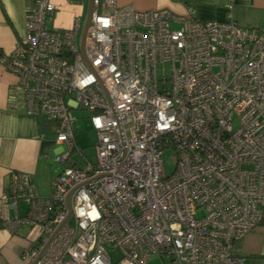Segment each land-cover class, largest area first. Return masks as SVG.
I'll use <instances>...</instances> for the list:
<instances>
[{
    "label": "built area",
    "instance_id": "obj_1",
    "mask_svg": "<svg viewBox=\"0 0 264 264\" xmlns=\"http://www.w3.org/2000/svg\"><path fill=\"white\" fill-rule=\"evenodd\" d=\"M55 10L36 0L0 49L16 107L52 123L65 163L49 195L19 170L0 193V224L35 230L29 264H243L233 244L264 213V27L93 0L82 48L81 20L57 29ZM73 109L89 111L94 159L69 160Z\"/></svg>",
    "mask_w": 264,
    "mask_h": 264
},
{
    "label": "crops",
    "instance_id": "obj_2",
    "mask_svg": "<svg viewBox=\"0 0 264 264\" xmlns=\"http://www.w3.org/2000/svg\"><path fill=\"white\" fill-rule=\"evenodd\" d=\"M51 1L56 5L51 24L68 27H73L76 18L82 24L92 4V0ZM117 2L141 10L169 8L178 14L192 8L199 19L224 21L233 18L244 27H264V0H233L232 7L228 6L229 0ZM35 6L36 0H0L1 50L8 53L13 51L16 42L26 32V13ZM18 80V75L0 62V193L10 185L11 172L19 170L29 173L38 193L45 195L41 193L45 190V182L52 186V180L58 174L45 171V157L53 148L57 152L60 144L56 142L54 133L49 132V128L53 127L51 122L41 115L28 113L23 106L16 107L15 104L22 100L15 93ZM43 133L47 134L46 137L42 136ZM24 209L20 210L21 213ZM34 234L35 230L28 226H19L12 231L0 224V264H29L24 250ZM233 250L244 258L243 264H264V213L253 230L234 242Z\"/></svg>",
    "mask_w": 264,
    "mask_h": 264
},
{
    "label": "rangeland",
    "instance_id": "obj_3",
    "mask_svg": "<svg viewBox=\"0 0 264 264\" xmlns=\"http://www.w3.org/2000/svg\"><path fill=\"white\" fill-rule=\"evenodd\" d=\"M84 19L82 21V31L84 26ZM53 27L57 29H64V28H71L68 26H61V25H52ZM160 67L164 66L167 69L170 66L169 62H165L164 64H160ZM73 116H74V122H73V130H74V136H75V142L77 146L80 148V150H75L69 160L72 159V157H88L89 159H94L96 157V149H95V143L97 141V134L94 128L92 127L91 118L89 116V111L87 109H73ZM49 132H54V128H49ZM171 150H166L163 153V157L165 158L166 162V168L168 172H170L173 168V160L171 158ZM56 150L53 148L49 154L45 157V171L53 174L59 173L64 167L65 163H62L58 160H56ZM67 164V163H66ZM55 174V175H56ZM52 186L49 182H45V190L41 191L42 194L49 195L51 193ZM21 210H23L26 206V203L22 200L20 203ZM115 255L118 253H114ZM249 263V261H248ZM145 264H166L165 256L159 254V253H153L150 255V257L147 259Z\"/></svg>",
    "mask_w": 264,
    "mask_h": 264
},
{
    "label": "water",
    "instance_id": "obj_4",
    "mask_svg": "<svg viewBox=\"0 0 264 264\" xmlns=\"http://www.w3.org/2000/svg\"><path fill=\"white\" fill-rule=\"evenodd\" d=\"M92 9H93V0H92V4L88 8L85 23L83 26V31H82V35H81V47L82 48H84V42H85V36H86L87 28L91 23Z\"/></svg>",
    "mask_w": 264,
    "mask_h": 264
}]
</instances>
